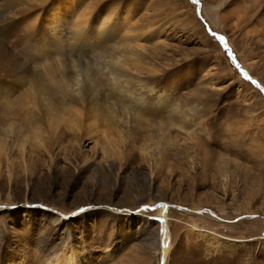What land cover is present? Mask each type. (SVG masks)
<instances>
[{
    "label": "rangeland",
    "instance_id": "obj_1",
    "mask_svg": "<svg viewBox=\"0 0 264 264\" xmlns=\"http://www.w3.org/2000/svg\"><path fill=\"white\" fill-rule=\"evenodd\" d=\"M158 199L264 264V0H0V264H162Z\"/></svg>",
    "mask_w": 264,
    "mask_h": 264
},
{
    "label": "bare ground",
    "instance_id": "obj_2",
    "mask_svg": "<svg viewBox=\"0 0 264 264\" xmlns=\"http://www.w3.org/2000/svg\"><path fill=\"white\" fill-rule=\"evenodd\" d=\"M127 17L128 16L126 17L123 16L119 18L118 20H116L115 29L125 27L127 23H129ZM55 18L56 16L53 17V19ZM128 82H130V80H128ZM91 124H94V122H91L90 125ZM157 202H159L158 218L160 220V224H159L160 237H159V244H158L159 249L158 250H159V253L161 254L162 264H165L168 253L171 248V231H170L169 219H168L169 205L166 201L162 199H158ZM79 257L80 255L78 254V252L72 249L70 253H67L64 251L62 252L61 255L56 256L54 261L50 262V264H81L79 261Z\"/></svg>",
    "mask_w": 264,
    "mask_h": 264
},
{
    "label": "snow or ice",
    "instance_id": "obj_3",
    "mask_svg": "<svg viewBox=\"0 0 264 264\" xmlns=\"http://www.w3.org/2000/svg\"><path fill=\"white\" fill-rule=\"evenodd\" d=\"M220 39H221V40H223L224 38H223V37H221Z\"/></svg>",
    "mask_w": 264,
    "mask_h": 264
}]
</instances>
